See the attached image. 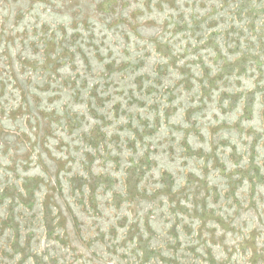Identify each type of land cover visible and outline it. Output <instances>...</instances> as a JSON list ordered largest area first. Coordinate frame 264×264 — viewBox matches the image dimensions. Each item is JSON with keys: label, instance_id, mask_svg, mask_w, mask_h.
I'll return each instance as SVG.
<instances>
[{"label": "rangeland", "instance_id": "1", "mask_svg": "<svg viewBox=\"0 0 264 264\" xmlns=\"http://www.w3.org/2000/svg\"><path fill=\"white\" fill-rule=\"evenodd\" d=\"M0 264H264V0H0Z\"/></svg>", "mask_w": 264, "mask_h": 264}]
</instances>
